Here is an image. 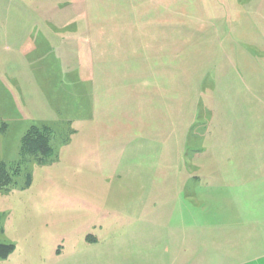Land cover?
<instances>
[{
    "label": "rangeland",
    "instance_id": "1",
    "mask_svg": "<svg viewBox=\"0 0 264 264\" xmlns=\"http://www.w3.org/2000/svg\"><path fill=\"white\" fill-rule=\"evenodd\" d=\"M0 163V264H199L192 225L264 264V0H0Z\"/></svg>",
    "mask_w": 264,
    "mask_h": 264
},
{
    "label": "crops",
    "instance_id": "2",
    "mask_svg": "<svg viewBox=\"0 0 264 264\" xmlns=\"http://www.w3.org/2000/svg\"><path fill=\"white\" fill-rule=\"evenodd\" d=\"M194 228L195 226L192 225L189 229V233L183 234L184 237H180V234L176 235L177 241L183 240L187 242L185 246L187 252L186 262L188 259L192 258L194 260H198L199 264H243V258L250 255L247 254L249 252L243 253L240 249L234 250V252H237L238 254L232 252V249L228 250L227 246L229 245L226 242L228 240L227 234L215 235L224 242L222 247H220L216 245L215 237L211 236L212 234L210 231L207 233L205 228H201V226V230H194ZM90 234V239L84 238V247L82 250L73 247L71 244L70 250L65 252L63 249L65 246L63 247L62 244H58L53 252V257H57V259L53 261V264H124L122 259H113V261L109 262L111 256H115V248L113 249L110 239L105 237L103 238L104 235L101 236L99 233ZM170 236H172V234ZM143 239L146 240L148 238L143 235ZM177 244L179 245L178 251L176 250L175 253L177 252L176 255L179 256V248L180 246L184 247V245L179 242H177ZM162 251L163 253H167V251L163 250V247ZM250 252L253 253L252 249ZM144 253H147V251ZM175 253L172 254L171 252V257Z\"/></svg>",
    "mask_w": 264,
    "mask_h": 264
},
{
    "label": "trees",
    "instance_id": "3",
    "mask_svg": "<svg viewBox=\"0 0 264 264\" xmlns=\"http://www.w3.org/2000/svg\"><path fill=\"white\" fill-rule=\"evenodd\" d=\"M25 144H27L28 151L36 157H40L43 160L45 157L52 156L54 153L53 147L49 142V135L47 131H39L27 134L25 139ZM11 175L9 174L3 163H0V189L11 183ZM15 250V246L9 243L0 242V258L7 257L10 253Z\"/></svg>",
    "mask_w": 264,
    "mask_h": 264
}]
</instances>
